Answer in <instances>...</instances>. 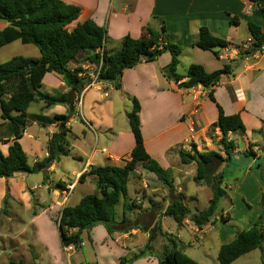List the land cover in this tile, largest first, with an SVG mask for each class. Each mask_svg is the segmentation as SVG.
<instances>
[{"label": "crops", "instance_id": "crops-1", "mask_svg": "<svg viewBox=\"0 0 264 264\" xmlns=\"http://www.w3.org/2000/svg\"><path fill=\"white\" fill-rule=\"evenodd\" d=\"M62 1L80 9L78 19L69 26L70 29L76 23L93 22L105 31L106 50L118 49L126 36L140 38L144 28H150L157 33H161L164 28L169 35V42L190 49L191 53L195 54L194 51L199 49L193 45L198 41V30L201 27L226 41L227 47L236 48L242 43L233 44L242 23L246 28L248 22L258 26L264 25L258 10L247 0ZM5 26L6 23L0 21V30ZM162 43L166 42L162 40ZM202 52L215 57L212 52ZM38 57L39 55L27 58ZM216 59L219 61L217 64L207 58H194L192 61V64L202 66L208 73L221 69L224 64L229 65L231 74L222 75L219 82L210 87L198 85L183 89L179 84L185 79L178 82L174 79L167 80L163 69L169 64L171 56L164 52L149 63L141 62L131 69L124 70L119 88H114L107 82H98L89 88L84 86L79 93L82 95L80 103L74 102L72 108L55 105L43 109L42 102H34L36 110L30 111L28 108L29 113L62 115L69 118L63 125L55 122L41 127L32 123L26 127L17 141L26 154L28 164L31 166L47 157L48 142L52 135L61 129L67 132L69 154L59 159L53 158L49 166L47 164L50 160L45 163V180L41 172H20L8 179L0 178V217L5 218L8 223L17 222L13 234L9 232L11 227L2 229V232L10 235L8 238L11 251L17 255V260L11 257L3 264H8L9 260H20L25 264H104L106 252L102 249L103 244L111 242L126 249L129 236L143 231L147 237L148 232L158 231V223L161 229L165 230L164 212L174 199L180 197L191 212L195 209H205L211 199V192L202 184L195 183L194 189L184 184L188 176L185 168L195 163L182 164L179 153H187L191 145H195L198 152L213 151L219 154L221 159L226 158L218 144L221 133L218 128L212 126L217 121L218 108L226 116L239 115L244 127L243 133L238 131L227 134V139L234 144L235 149L230 153L228 161L218 163L214 168L223 173L222 184L226 195L219 201L220 208L218 207L214 223L198 230L188 218H184L177 224V228L183 229L185 234L182 230L177 231V237L182 248L189 247L193 238H199L202 240L201 245L207 249L213 248L217 254L221 245L231 242L237 233L249 228L264 210V201L260 205V196L264 194V52L248 54L237 51L236 57L230 55L228 62L218 57ZM84 60L82 56H77L69 63V68L80 65L84 69L88 68V73L91 67ZM42 91L67 93L69 88L63 83L60 75L51 72L45 74L42 79ZM111 91H115L116 95L110 94ZM79 94H74V100ZM209 94H212L213 100ZM124 97L130 105L132 99L139 103L140 133L146 153L164 170L177 169L180 178L178 181L169 180L171 188L164 189L158 186L160 181L153 173L144 170L145 174H137L138 170L133 171V174L143 180L140 206H144L145 200L148 201V206L140 212H134L133 208L123 215V201L120 200L115 213L119 206L120 212L115 215L116 222L111 233H108L103 225H97L88 232H82L79 249L72 247L68 250L62 246L57 236L55 241L51 232H44L43 222L48 223L56 235L55 229L62 209L76 205L85 196L84 194L75 199L77 188L95 186V176L85 175L83 181L78 182L81 174H87L89 166H123L129 161L134 138L130 126L118 123L114 115L115 103H120L121 99L125 101ZM253 131L259 132L252 134ZM10 144L11 141L0 143V152L3 155L7 154ZM173 152L174 158L171 160L168 156ZM67 157L79 161L80 166L63 168V158ZM69 187L71 189L64 199L63 192ZM199 190L204 195L205 206L202 208L196 207L200 204L197 194ZM95 192L97 193L96 190ZM73 199L74 203L71 204ZM188 203L193 204L194 209H190ZM130 216L150 218L152 221L142 230L138 226L127 225L131 222ZM50 219L54 220L55 228ZM31 226L34 232L29 231L28 227ZM58 227L57 225V229ZM94 232L102 236L99 244ZM1 238L4 239L0 235ZM87 246L91 249L92 257L90 258L86 251L84 255L81 253L80 258L77 254ZM174 246L176 248L175 244Z\"/></svg>", "mask_w": 264, "mask_h": 264}, {"label": "trees", "instance_id": "trees-1", "mask_svg": "<svg viewBox=\"0 0 264 264\" xmlns=\"http://www.w3.org/2000/svg\"><path fill=\"white\" fill-rule=\"evenodd\" d=\"M247 1L258 10L264 20V0ZM79 13L78 7L62 0H0V21L6 23V26L0 30V48L19 41L24 45H33L39 52L38 58L14 56L0 63V120L2 121L0 143L11 141L7 154L3 155L0 152V178L8 179L20 172L28 174L41 172L45 180L46 173L43 170L45 163L53 158L68 156L69 142L64 129L52 135L47 146V157L31 166L17 140L32 123L47 127L55 122L63 125L68 120V116L29 113L28 108L34 102H42L43 109H49L55 105L73 107L74 94H79L84 86L91 82L88 73L80 65L73 69L69 68V63L77 56H82L85 59L84 62L92 66L93 72L97 73V82L110 83L114 88L120 87L124 70L131 69L141 62L149 63L164 52H168L171 56L169 64L163 69L164 77L167 80L174 79L176 82L185 79L179 84V87L183 89L198 85L214 86L222 75L232 72L226 64L221 69L210 73L200 65L191 64L186 75L180 76L177 68L180 63L181 48L168 41L169 35L164 28L161 33L144 28L140 38L126 36L118 49L106 50L105 31L93 22L76 23L70 29L69 26L77 21ZM247 30L252 39L251 48L247 53L251 54L259 46H264V25L258 26L248 22ZM162 40L166 43L163 44ZM193 46L201 51L212 52L217 58V50L227 47L228 43L211 34L207 28L201 27L198 30V41ZM30 61L37 65L24 68ZM51 72L61 76L69 92L42 91V79L45 74ZM209 96L213 100L212 94ZM139 111V103L132 99L131 110L127 114L134 138L129 161L123 166H89L87 174H81L78 178V182H81L85 175L95 176L97 193L87 194L76 205L62 209L57 225L61 229L63 247L72 246L79 249L82 232H88L97 225H103L106 231L111 233L113 224L116 222L115 208L120 200L123 201V215L126 211L138 206L135 200L129 203L126 201L129 176L138 168L153 173L160 183L168 189L171 188V181L165 176L164 169L144 149L138 118ZM212 126L218 128L221 133L218 144L222 147L226 158L221 159L219 154L213 151L198 152L195 145H191L190 152L179 153L182 164L195 163L194 183L209 188L211 199L207 207L191 212L179 197L171 201L164 212L165 216L172 218L176 224L188 218L198 230L216 221L219 201L226 195L222 184L223 173L214 168L216 164L228 161L230 153L235 149L234 144L227 139V134L244 131L239 115L226 116L220 108H218L217 121ZM258 132L253 131L252 134ZM262 201H264V194L260 196V205ZM5 202L4 200V204ZM221 218L226 221L223 217ZM157 229L161 234L159 223ZM262 244H264V210L249 228L237 233L231 242L219 247L216 260L219 264H231L238 258L261 248ZM137 255L135 254L132 259L141 257L143 251ZM128 260L131 261V259ZM128 260L120 258L118 264H128ZM8 264L25 263L20 260H9ZM157 264L198 263L179 252L173 243L172 246L163 247L161 254L157 257Z\"/></svg>", "mask_w": 264, "mask_h": 264}, {"label": "rangeland", "instance_id": "rangeland-1", "mask_svg": "<svg viewBox=\"0 0 264 264\" xmlns=\"http://www.w3.org/2000/svg\"><path fill=\"white\" fill-rule=\"evenodd\" d=\"M247 36H248V31H247L246 25L242 23L236 33V40H235L236 42H234L233 44L238 45L240 42H244ZM194 52L195 54L191 53L190 49L181 48V54L179 57L180 63L177 68V73L185 74L188 67L193 63L192 61H194V58L195 59L207 58L209 60H213V62H215L214 64H217V62H219L215 57H211L209 53H205L199 50H195ZM38 55H39L38 50L33 45H24V44H21L19 41H14L0 48V63H4L10 60L14 56L31 57V56H38ZM110 94H113L114 96L116 95L115 91H111ZM124 100L125 101L121 99L120 103L118 102L115 103L114 115L118 123L123 124L124 126L127 127L129 126V122H128V118L126 114L127 112L131 110L130 108L131 105L129 101L126 102L127 98L125 99L124 97ZM36 107H37L36 104L32 103L29 107V110L35 111ZM238 144L242 146L241 142H239ZM178 149H180V147H178ZM203 149L206 150L207 148H203ZM172 154H174V152L169 154L168 156V158L171 160H173L174 158V155ZM63 160H64V163H62L61 165L63 168H68V167L74 168V167L80 166L79 161L72 160L71 157H67L65 159L63 158ZM137 170L139 172L137 174H142V173L145 174V171L143 169L138 168ZM164 171H165L164 172L165 176L169 180L175 179L176 181H178V179L180 178L177 175V169L171 168L170 170L167 169ZM185 171L188 172V176H187V179L185 180L186 182L184 181L185 182L184 184H186L189 188L194 189L196 185L192 178L193 176L196 175V165L190 164V166H187L185 168ZM137 174L131 173L129 176V180L127 183L128 195L126 198V201L128 203L136 199H139V200L142 199L141 197L143 195L142 194L143 180L139 178ZM158 186L160 188L168 189L162 183H159ZM95 190H96L95 186H89V185L79 186L75 192V199L78 196L80 197L84 194L85 195L96 194ZM197 194L199 195L200 204L197 205L196 207L202 208L205 206L204 201H203V198H204L203 192L199 190L197 191ZM70 203L71 204L74 203V199L71 200ZM140 205L138 207H135L133 211L134 212L143 211L144 208L148 206V201L147 200L144 201V206L143 205L140 206ZM188 207L190 209H194L193 204L188 203ZM218 207L220 208L219 204H218ZM119 212H120V206L117 207L116 209V213L119 214ZM130 218H132L131 222L127 225L128 226H138L142 230H145L144 227L148 226L149 223H151L152 221L150 218H146V219L133 218L132 216H130ZM26 220L29 221V219H26ZM163 220H164L163 225H165L166 229L165 230L161 229L162 230L161 234L158 231H154V230L153 232H148L147 237L143 234V231L140 233H136L135 235L129 236L127 238L126 249L121 248L117 246L115 243H111V242L105 243L106 246L103 244L102 249L104 250V253L106 252L104 254L103 263L104 264H118V261L120 258H126L127 260L131 259V261L128 260V264H157V257L161 254L163 247L172 246L174 243L176 245V249L179 252L188 256L189 258H191L198 264H219L218 261L216 260L217 254L214 251V249L211 247L207 249L206 247L203 246V244L201 245L200 243L202 240H200L199 238H193L191 241V245L189 247L182 248L176 232L182 230V232H184L185 234V231L183 229L178 230L177 224L173 221L172 218L164 217ZM49 221L52 225H54V228H55L54 220L50 219ZM16 224L17 222L8 223L6 222L5 218L0 217V235L4 237V239L3 238L0 239V264H3L7 259H10L11 257H14L12 259L17 260V258H15L17 255L11 251L10 242L8 238L10 235H7L5 232H2V229L4 227L5 229L11 227L12 230H10L9 232L13 234L16 230L15 228ZM28 228L30 232H34V230H32L33 228L32 226ZM43 230L45 233L51 232V235L53 237L52 239L55 238V241H56V236L58 240H61L59 231L57 229V225L55 229L56 235L52 227H50L48 223L46 222H43ZM94 234L96 235V238L98 240L97 242L99 244V241L102 240V236L98 232H94ZM86 251L89 253V256L91 258L92 252L88 246L85 248V250L84 249L80 250V252L77 255L80 256L81 258L82 257L81 253L84 255ZM142 251H143V255L141 257H138L134 260L132 259V257L135 254L136 256H138L137 254ZM232 264H264V246H262V248L254 250L238 258Z\"/></svg>", "mask_w": 264, "mask_h": 264}, {"label": "built area", "instance_id": "built-area-1", "mask_svg": "<svg viewBox=\"0 0 264 264\" xmlns=\"http://www.w3.org/2000/svg\"><path fill=\"white\" fill-rule=\"evenodd\" d=\"M251 45H252V39L250 37H248L244 42H242L241 44H239V46H237L236 48L235 47L234 48H229V47L220 48L219 49V53H218V58L220 60H222V61L228 62L230 60V55H233V56L236 57L237 51L246 53V52H248L250 50ZM262 52H264V46H259V48L256 51H254V54H260ZM88 65L91 67V70L88 72V75H89V78L91 79V82L88 83L85 86V88H89L90 86L98 83L96 81V79H97V73L93 72L92 66L90 64H88ZM82 69L83 70H87L88 68H85V69L82 68ZM81 75H83V74H81ZM81 97H82V95L79 94L77 96V98L74 100V102L76 104H79L80 101H81ZM70 189L71 188L69 187L66 191L63 192L64 199L67 198ZM135 204L136 205H140L141 204V200L137 199L135 201ZM71 248H72V246H68L67 247L68 250L71 249Z\"/></svg>", "mask_w": 264, "mask_h": 264}, {"label": "water", "instance_id": "water-1", "mask_svg": "<svg viewBox=\"0 0 264 264\" xmlns=\"http://www.w3.org/2000/svg\"><path fill=\"white\" fill-rule=\"evenodd\" d=\"M36 65H37L36 63H33L32 61H30L27 65H25L24 68L34 67V66H36ZM52 161H53V159H51V160L48 162L47 166H49V165L52 163ZM58 231H59L60 236H61V229H60V227H58Z\"/></svg>", "mask_w": 264, "mask_h": 264}]
</instances>
